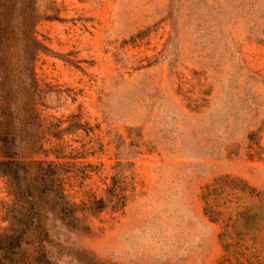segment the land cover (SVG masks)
<instances>
[{"label":"rangeland","instance_id":"rangeland-1","mask_svg":"<svg viewBox=\"0 0 264 264\" xmlns=\"http://www.w3.org/2000/svg\"><path fill=\"white\" fill-rule=\"evenodd\" d=\"M34 5L47 47L35 61L38 109L65 128L41 134L39 156H60L74 200L84 190L107 200L85 214L88 234L48 223L51 264H238L219 239L225 214L211 220L200 197L223 175L258 193L225 190L239 196L233 209L250 206L247 228L238 223L246 245L262 246L264 0ZM8 200L0 176V229ZM254 255L249 264H264V246Z\"/></svg>","mask_w":264,"mask_h":264},{"label":"trees","instance_id":"trees-1","mask_svg":"<svg viewBox=\"0 0 264 264\" xmlns=\"http://www.w3.org/2000/svg\"><path fill=\"white\" fill-rule=\"evenodd\" d=\"M41 18L34 0H0V176L5 178L9 196L4 208L6 225L0 229V264H51L44 250L50 243L48 223L57 220L69 230L88 234L91 226L85 214L98 213L107 204L103 197L86 190L81 199L74 200L65 188L57 162L60 156L55 153L49 160L39 156H47L43 132L52 135L53 128L65 130L53 126L38 109L35 61L39 52L47 50L35 34ZM218 179L228 181H213L202 187L204 213L213 221L226 216L219 234L227 252L225 260L249 264L255 258L254 251L264 244L250 239L252 244L246 245L248 231L238 228V223L243 221L242 226L247 228L250 206L237 204L233 209L229 203L239 196L225 190H238L249 197L258 193L245 181L229 175ZM115 188L111 185L108 191ZM117 202L123 206L124 196H119Z\"/></svg>","mask_w":264,"mask_h":264}]
</instances>
